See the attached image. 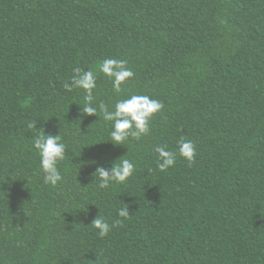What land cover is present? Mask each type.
Returning a JSON list of instances; mask_svg holds the SVG:
<instances>
[{"label": "trees", "instance_id": "obj_1", "mask_svg": "<svg viewBox=\"0 0 264 264\" xmlns=\"http://www.w3.org/2000/svg\"><path fill=\"white\" fill-rule=\"evenodd\" d=\"M106 58L135 75L119 94L99 75L94 106L164 105L124 146L64 88ZM32 122L66 146L54 187ZM181 139L195 161L159 171ZM124 156L126 183L93 184ZM0 264H264V0H0Z\"/></svg>", "mask_w": 264, "mask_h": 264}, {"label": "clouds", "instance_id": "obj_2", "mask_svg": "<svg viewBox=\"0 0 264 264\" xmlns=\"http://www.w3.org/2000/svg\"><path fill=\"white\" fill-rule=\"evenodd\" d=\"M74 72L75 75L72 76L71 83H65L64 88L67 91H72L73 88L84 91L86 103L82 107L81 116H98L101 119L102 115L104 121L111 122L110 143L115 146H124L130 138L139 141L147 135L150 132L151 120L164 108L161 101L147 94H131L128 98L118 99L111 109L102 102L98 106H94L93 94L99 75H103L111 81L117 94L121 92L122 85L134 77L135 73L128 67L126 60L106 58L93 69L84 70L78 67L74 69ZM37 124V122H32L28 125L34 136L32 147L40 158L44 183L54 187L62 180L59 165L65 160L66 146L62 142L61 135L47 134L43 128H38ZM155 152L158 153L157 167L161 172L174 167L178 156L189 164L193 163L196 157L195 145L184 139L177 142V148L174 151L169 150L166 145H158ZM126 156L120 158L108 169L97 167L93 174V184H98L100 189L107 190L114 184L126 183L135 172L134 162L125 158ZM118 216L124 219L131 216L127 204L118 209ZM91 226L98 230L101 237H104L115 225H110L105 218L99 215Z\"/></svg>", "mask_w": 264, "mask_h": 264}]
</instances>
